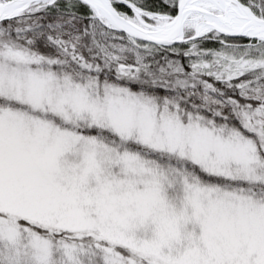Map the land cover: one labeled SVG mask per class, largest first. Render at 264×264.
Here are the masks:
<instances>
[{"label": "snow or ice", "instance_id": "6c2138e0", "mask_svg": "<svg viewBox=\"0 0 264 264\" xmlns=\"http://www.w3.org/2000/svg\"><path fill=\"white\" fill-rule=\"evenodd\" d=\"M0 264H264V0H0Z\"/></svg>", "mask_w": 264, "mask_h": 264}]
</instances>
